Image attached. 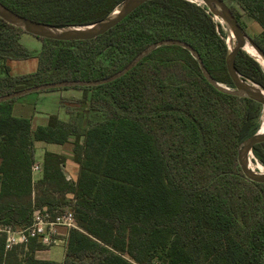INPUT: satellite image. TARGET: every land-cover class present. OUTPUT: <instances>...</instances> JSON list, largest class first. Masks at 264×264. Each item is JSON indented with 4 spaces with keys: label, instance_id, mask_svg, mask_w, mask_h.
Masks as SVG:
<instances>
[{
    "label": "trees",
    "instance_id": "trees-1",
    "mask_svg": "<svg viewBox=\"0 0 264 264\" xmlns=\"http://www.w3.org/2000/svg\"><path fill=\"white\" fill-rule=\"evenodd\" d=\"M123 1L0 3L68 28L104 20ZM229 7L264 52V0H234ZM243 18L261 32L251 36ZM24 33L0 18V97L47 83L108 78L165 40L190 45L215 81L234 88L225 29L205 5L190 0H152L92 40L36 37L42 42L37 51L22 44ZM251 53L240 51L235 67L264 89V68ZM29 58L38 60L35 73L10 74L7 60ZM75 88L83 97L61 103L68 120L53 115L34 133L29 119L12 115L21 98L0 103V226L24 227L36 210L67 207L76 224L62 263L38 259V251L51 247L35 240L6 250L0 232V264H264V183L246 178L238 163L240 145L260 129L262 105L218 90L176 45L159 47L118 80ZM70 137L77 182L66 178L63 156L47 153L34 184V142L64 144ZM252 153L264 167V142Z\"/></svg>",
    "mask_w": 264,
    "mask_h": 264
},
{
    "label": "water",
    "instance_id": "water-1",
    "mask_svg": "<svg viewBox=\"0 0 264 264\" xmlns=\"http://www.w3.org/2000/svg\"><path fill=\"white\" fill-rule=\"evenodd\" d=\"M150 1L152 0H124L123 3L119 5L106 19L79 27L59 28L49 24L38 22L14 12L2 3H0V18L3 19L6 23L37 38L67 42L87 41L95 39L107 33L139 7ZM201 2L207 7L214 18H220L224 22L228 29V33L230 32L234 39V44L232 47H229L226 42L228 47V54L225 59L226 68L232 80L234 88H229L215 81L205 68V65L203 64V61L201 60L199 54L190 45L178 40H165L150 45L141 54H139L127 67L108 78L95 81H59L55 83L37 85L2 96L0 97V103L47 90L75 87H95L107 84L126 75L129 71L135 68L146 56L151 54L159 47L176 45L187 49L192 54V56L198 61L199 67L204 77L218 90L237 97H245L251 99L264 107V89L257 84L243 78L238 73L235 67V61L238 53L240 51H244V48L247 44L250 45L264 60L263 50L258 47L256 43L241 28V26L237 22V19L231 12L230 7L224 0H201ZM261 142H264V133H260L258 131L256 134L244 140L238 149V163L242 173L246 178L256 183H264V173L254 172L250 168V162L251 157L253 156V147Z\"/></svg>",
    "mask_w": 264,
    "mask_h": 264
},
{
    "label": "crops",
    "instance_id": "crops-1",
    "mask_svg": "<svg viewBox=\"0 0 264 264\" xmlns=\"http://www.w3.org/2000/svg\"><path fill=\"white\" fill-rule=\"evenodd\" d=\"M21 42L30 50H40L42 42L35 36L24 33L21 36ZM6 65L10 70L12 76L33 74L37 71L38 60L37 58H29L25 60H7ZM83 97V91L76 88H68L64 90L55 91H43L27 95L13 104L12 115L15 118L29 119L31 123V131L34 133L38 128H45L49 125L50 117L57 115L61 121L66 122L69 118L65 108L62 106L63 100L69 99H81ZM74 137H70L69 141L64 144L49 143L45 141H35V160L37 165L40 166V171L33 173L34 184L42 177V167L44 163L45 154L51 153L65 158L63 165V172L69 181L77 182L80 175V165L74 160ZM84 139L81 138V143ZM1 165V160H0ZM2 184L0 181V191ZM72 198V196H68ZM60 242L64 245V257H65V244L69 230L61 228L60 230ZM56 246V245H55ZM54 247V246H53ZM51 252V248L47 250L38 251L36 257L40 260L54 261L50 255L44 256V254ZM63 257V260H64ZM61 262L58 263H62ZM57 262V261H55Z\"/></svg>",
    "mask_w": 264,
    "mask_h": 264
},
{
    "label": "built area",
    "instance_id": "built-area-1",
    "mask_svg": "<svg viewBox=\"0 0 264 264\" xmlns=\"http://www.w3.org/2000/svg\"><path fill=\"white\" fill-rule=\"evenodd\" d=\"M32 171L37 173L40 171V166L33 165ZM61 228L68 230L76 228L73 212L68 207L54 212L46 208L36 210L29 225L24 227L0 226V232L6 235V250H11L15 246H27L32 240L43 246L53 247L60 242L59 230Z\"/></svg>",
    "mask_w": 264,
    "mask_h": 264
},
{
    "label": "rangeland",
    "instance_id": "rangeland-1",
    "mask_svg": "<svg viewBox=\"0 0 264 264\" xmlns=\"http://www.w3.org/2000/svg\"><path fill=\"white\" fill-rule=\"evenodd\" d=\"M233 1L234 0H225L227 5H229V6L233 5ZM192 2H195V1H192ZM196 3H198V2H196ZM199 4H202V3H199ZM243 21L246 23L247 28H248L247 30H248L249 34H251V36H252V34H258L261 32L260 27L256 23H254L251 20H248L246 18H243ZM221 24L223 25L225 31L228 33V29H227L226 25L224 23H221ZM244 49L247 51L252 50V48L248 45H246ZM254 53H255V51H254ZM255 57H256V59H258L260 61V58L257 56L256 53H255ZM263 63H264V61H263ZM225 86H227V85H225ZM252 158H253V156H252ZM253 160H254V158H253ZM254 161H256V160H254ZM48 255H50V257L54 261L61 262L63 260V257H64V245H63V243H57L56 246L51 247V252L44 254V256H48Z\"/></svg>",
    "mask_w": 264,
    "mask_h": 264
},
{
    "label": "bare ground",
    "instance_id": "bare-ground-1",
    "mask_svg": "<svg viewBox=\"0 0 264 264\" xmlns=\"http://www.w3.org/2000/svg\"><path fill=\"white\" fill-rule=\"evenodd\" d=\"M191 1H195V2H198V3H202L201 0H191ZM217 21H219L220 23H224L220 18H215ZM219 25V24H218ZM222 25V24H221ZM226 42L228 44L229 47H232L233 44H234V39L232 37V35L230 34V32L228 33V36H227V39H226ZM248 45V44H247ZM250 46V45H248ZM251 47V46H250ZM252 48V47H251ZM254 49L252 48V50L250 51V53L252 54L251 56L253 58L256 59L255 56V53L257 54V52L255 51L254 53ZM254 55V56H253ZM257 56L260 58V61L258 59H256L263 67H264V63H263V59L261 58V56H259V54H257ZM259 132L260 133H264V107L262 109V115H261V126H260V129H259ZM252 158V157H251ZM250 168L254 171V172H258V173H264V167L259 164L258 162L254 161L253 158L251 159V162H250Z\"/></svg>",
    "mask_w": 264,
    "mask_h": 264
}]
</instances>
